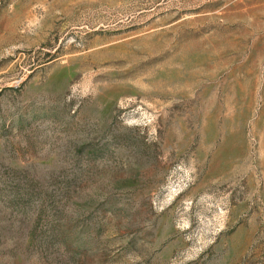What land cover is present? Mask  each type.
<instances>
[{"label": "rangeland", "instance_id": "rangeland-1", "mask_svg": "<svg viewBox=\"0 0 264 264\" xmlns=\"http://www.w3.org/2000/svg\"><path fill=\"white\" fill-rule=\"evenodd\" d=\"M0 264H264V0H0Z\"/></svg>", "mask_w": 264, "mask_h": 264}]
</instances>
